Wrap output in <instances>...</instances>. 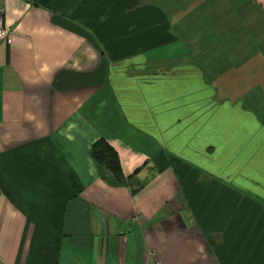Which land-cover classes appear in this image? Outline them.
<instances>
[{"label": "crops", "instance_id": "0c3cea01", "mask_svg": "<svg viewBox=\"0 0 264 264\" xmlns=\"http://www.w3.org/2000/svg\"><path fill=\"white\" fill-rule=\"evenodd\" d=\"M3 4L0 264H264V0Z\"/></svg>", "mask_w": 264, "mask_h": 264}, {"label": "rangeland", "instance_id": "374dc122", "mask_svg": "<svg viewBox=\"0 0 264 264\" xmlns=\"http://www.w3.org/2000/svg\"><path fill=\"white\" fill-rule=\"evenodd\" d=\"M5 9V7H4ZM5 15V13H4ZM203 39V37H202ZM255 46V45H254ZM218 51L215 49L214 52H211L212 54L217 53ZM247 54V51L244 49H241L238 46H234L233 49V58H232V66L227 67L226 71H229L230 68H232L235 64L240 62L242 59L245 58ZM256 55L255 49H254V56ZM202 58V55H201ZM214 58V56H213ZM246 67H237L236 71L241 72ZM260 68V67H259ZM213 70V69H212ZM207 73V72H206ZM250 71L244 72L242 71L243 76L246 78L247 74H249ZM250 81L247 83V91L243 94H238V101H240L241 106L239 105L236 109H264V83H260V75H250L248 77ZM232 75L229 76L228 83L231 84L232 81ZM246 82L243 83V86ZM223 105L217 104V109H222ZM260 116V115H259ZM235 143V142H234ZM236 144V143H235ZM237 148V146H236Z\"/></svg>", "mask_w": 264, "mask_h": 264}, {"label": "trees", "instance_id": "16d2710c", "mask_svg": "<svg viewBox=\"0 0 264 264\" xmlns=\"http://www.w3.org/2000/svg\"><path fill=\"white\" fill-rule=\"evenodd\" d=\"M89 153L90 157L106 167L119 183L124 184L126 182L127 177L122 171L119 156L104 138H98L91 145Z\"/></svg>", "mask_w": 264, "mask_h": 264}, {"label": "built area", "instance_id": "2783aa9c", "mask_svg": "<svg viewBox=\"0 0 264 264\" xmlns=\"http://www.w3.org/2000/svg\"><path fill=\"white\" fill-rule=\"evenodd\" d=\"M4 4L3 0H0V42L6 41L9 38L10 32L7 28L4 27ZM151 264H161L158 261H153Z\"/></svg>", "mask_w": 264, "mask_h": 264}]
</instances>
